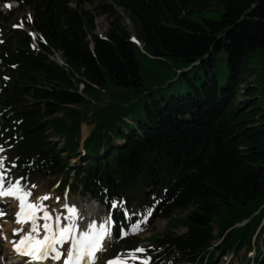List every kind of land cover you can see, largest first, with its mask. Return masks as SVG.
Listing matches in <instances>:
<instances>
[{
  "label": "trees",
  "instance_id": "16d2710c",
  "mask_svg": "<svg viewBox=\"0 0 264 264\" xmlns=\"http://www.w3.org/2000/svg\"><path fill=\"white\" fill-rule=\"evenodd\" d=\"M17 1L42 40L36 49L26 30L1 31L0 145L14 176L60 180V189L107 209L115 201V236L140 197L138 210L166 220L140 253L148 264H217V254L243 247L264 264V72L250 66L264 56V0H113L138 43L113 4ZM100 13L111 18L105 37L95 33ZM12 19L0 11V29ZM166 59L178 65L169 80L146 87L142 62ZM245 77L253 81L241 86ZM104 93L81 142L89 105ZM139 242L124 238L116 248Z\"/></svg>",
  "mask_w": 264,
  "mask_h": 264
},
{
  "label": "rangeland",
  "instance_id": "374dc122",
  "mask_svg": "<svg viewBox=\"0 0 264 264\" xmlns=\"http://www.w3.org/2000/svg\"><path fill=\"white\" fill-rule=\"evenodd\" d=\"M76 0H72V3L70 4L71 7L74 6ZM102 2L103 4H113L115 7L113 0H94L93 4L91 3H84L83 9H92L94 6H96L98 3ZM11 7H5V4L0 7V10L3 11V13L8 12L9 10L13 12V19L12 23L8 24L7 26H3L1 29L5 34H9L8 29L12 27L24 26L26 27V21L25 17L28 16L29 12L24 11L16 8V5L14 2L10 3ZM116 12L119 14L121 19V24L124 26L128 31L131 32V34L134 35V29L131 24V22L127 19L126 13L120 8L115 7ZM205 16L212 17L211 13H205ZM111 18L103 13L96 14L94 18V27H95V33L98 36H105L108 32L109 26H110ZM29 29V28H28ZM27 30V29H26ZM35 35L34 32L32 34ZM57 61H59V58L55 56ZM217 72L220 75L221 72L224 70L226 71V61L224 57L221 59H218L217 61ZM178 66L176 63H174L170 59H166L165 61L159 60V61H143L142 62V73L145 78V86L146 87H155L159 84H163L169 80V75L172 74V70L175 69V67ZM252 68H257L260 70L262 69V73L264 72V56L259 55L256 57L250 64ZM191 72H189V75ZM253 81V77H245L243 83L241 86H244L245 82ZM174 84V83H172ZM159 92V91H158ZM157 92V93H158ZM240 96L238 97V100H240ZM109 100L108 96L104 93L102 95L101 101L91 103L89 105V110L85 114L84 119L81 123V137H86L92 127L93 123V106H103L107 103ZM94 104V105H93ZM130 122V121H129ZM85 133V134H84ZM84 134V136H83ZM54 142L57 143V139H52ZM1 149V148H0ZM79 152H81V149L79 148ZM81 155V154H79ZM79 157H74L71 159V166H74L78 163H80ZM15 170L13 169V163L9 160L8 156L4 153V150L0 151V176L3 177L4 186L7 187L8 183H15L16 181H19L22 188L31 194L27 196L28 201L36 204L42 205L41 209V218H44V210H47L51 217L56 218L57 216L60 217V224L64 225L65 223H72L74 222L76 225L79 226L80 231H86L87 225L89 223L95 222L96 227L99 228V226L104 223L105 221H108L105 223V228L108 230V243L105 246L104 251L99 255V258L96 261V264H106L107 261L115 260L118 256L120 260L127 261L124 258L120 256V254L116 255V247L117 242L115 241L112 230L109 226L110 223V214L107 212V210L100 206L98 203L90 200V198L86 195H82L79 192L75 193H68L67 190L60 191L58 184L55 186H49L50 181L47 179H39V178H32L28 177L25 179H19V178H13ZM35 185V187H32ZM47 195L49 198L41 200L42 197ZM56 197H59V200L56 199ZM6 200L10 199L7 198ZM141 200V198H136L133 203H131L130 207L126 210L127 219L130 220L132 216L138 217L135 223H130L127 229L123 230L126 232L123 236H133L134 238L139 239V244L137 247H147L151 243L152 237L159 236L166 228V220L162 218L154 219L149 215L151 213L150 210L139 212L135 204L138 203ZM9 202H6L5 205L2 207L0 206V209L3 210L5 215H3V218L0 219V263L1 264H8L9 259L11 256H9V246L8 242L4 239V237L10 236L12 233L10 232L11 229L5 230L6 225H13L12 222L14 221L13 214H14V207H11L12 204ZM64 204L68 205H75L78 216L74 217L72 221L68 219L69 213L68 210L63 207ZM14 205V204H13ZM188 211H185L183 213L177 212L175 213V216L179 218L180 216H185ZM52 218V219H53ZM264 220V219H263ZM262 220V221H263ZM146 221V223H145ZM7 222V223H4ZM43 222V220H42ZM52 222H56V219H53ZM4 223V224H3ZM6 224V225H5ZM133 225H138L139 229L138 231L133 230ZM177 234L184 233V228L179 227L176 230ZM5 235V236H4ZM12 237H14V234H12ZM13 239V238H12ZM254 241V245L257 246L260 243L261 236L255 234L252 238ZM246 253V259L244 260V255ZM3 257V258H2ZM2 258V259H1ZM122 258V259H121ZM253 251L247 252L245 247H243L238 252H229L224 256H221L217 254L215 261L217 264H252L253 259ZM3 260V261H1ZM260 260V257L258 258V261ZM127 264H137L128 262Z\"/></svg>",
  "mask_w": 264,
  "mask_h": 264
},
{
  "label": "snow or ice",
  "instance_id": "6c2138e0",
  "mask_svg": "<svg viewBox=\"0 0 264 264\" xmlns=\"http://www.w3.org/2000/svg\"><path fill=\"white\" fill-rule=\"evenodd\" d=\"M5 7H11L10 4H5ZM31 17L29 16V19ZM7 79V77H6ZM2 151V149H0ZM32 187H35L33 185ZM31 193L24 190L19 181L15 183H8L7 187L4 186L3 177L0 176V197H13L19 201L18 211L14 214L16 217V223H26L31 221V232L27 235H23L21 239L12 241L13 251L19 256H28L33 260H47L49 258L53 260H61L62 255L66 252V258L63 259V264H81L82 261L87 259L88 264H96L95 253L97 251H104L102 246L103 239L109 234L105 228V221L99 228L96 227L95 222L87 225L86 231H79L77 225L72 222L61 226L59 221L60 217H56V228L50 223L43 225L44 236L43 239H38L34 233L37 232L36 226V213L42 209V205L29 202L26 197ZM45 195L41 200L48 199ZM59 200V197H56ZM113 206H116V202H112ZM68 210L70 221L74 217L78 216V211L75 205L64 204ZM5 215L2 209H0V216ZM151 215V213H149ZM52 217L47 210H44V219L50 220ZM146 223V221H145ZM133 230L138 231L139 226L133 225ZM22 229H13V233L22 232ZM79 232V234H77ZM126 234L123 230L121 235ZM7 239V237H4ZM66 241H70V247L65 248L63 251L57 248V245L64 244ZM146 250L143 248H137L129 250V254L132 259H136L135 253H142ZM106 264H127V261L120 260L119 256L115 260L107 261ZM141 264H148V259L141 261Z\"/></svg>",
  "mask_w": 264,
  "mask_h": 264
},
{
  "label": "bare ground",
  "instance_id": "6f19581e",
  "mask_svg": "<svg viewBox=\"0 0 264 264\" xmlns=\"http://www.w3.org/2000/svg\"><path fill=\"white\" fill-rule=\"evenodd\" d=\"M59 54V53H58ZM54 56V55H53ZM56 57H58L59 58V56L58 55H55ZM56 59V58H55ZM56 61H57V59H56ZM59 63H62V61L60 60V58H59V61H58ZM85 134V133H84ZM84 134H83V136H84ZM7 198H9L10 199V203L11 204H15V206H16V208H17V205H18V203H19V201L17 200V199H15V198H13V197H6L5 198V200L7 199ZM3 199V197H0V200H2ZM38 219H39V211H38V213H37V215H36V226H37V232L36 233H34V235L35 236H38V235H40L41 237L45 234L44 233V230H43V225L45 224V223H50L51 225H52V227H53V230H55V228H56V225H55V222H52L53 221V219L51 218L50 220H45V219H43V222H42V225H39V222H38ZM4 223H7V222H4ZM3 223V224H4ZM14 223V224H13ZM12 224L13 225H6V228H5V230H8V229H11L10 230V232L11 231H13V229H23V230H26L29 226H32V225H28L27 223H21V224H17L16 223V220L13 222ZM5 236V235H4ZM7 237V236H6ZM6 240V242H8V245H7V247L9 248V256H12V254H13V251H12V245H11V243L12 242H10L9 243V241H10V236H8L7 237V239H5ZM1 264V263H0Z\"/></svg>",
  "mask_w": 264,
  "mask_h": 264
}]
</instances>
